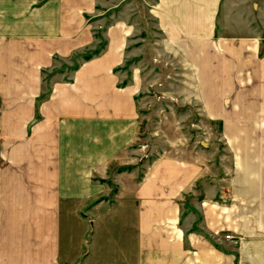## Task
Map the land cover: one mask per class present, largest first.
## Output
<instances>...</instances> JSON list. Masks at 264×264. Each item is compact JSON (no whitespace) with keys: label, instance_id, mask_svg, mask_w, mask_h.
<instances>
[{"label":"crops","instance_id":"crops-1","mask_svg":"<svg viewBox=\"0 0 264 264\" xmlns=\"http://www.w3.org/2000/svg\"><path fill=\"white\" fill-rule=\"evenodd\" d=\"M106 5L0 0V264H264V2L251 24L245 0H156L155 56L222 132L146 165L130 148L151 85L123 73L135 28L99 24Z\"/></svg>","mask_w":264,"mask_h":264},{"label":"rangeland","instance_id":"rangeland-1","mask_svg":"<svg viewBox=\"0 0 264 264\" xmlns=\"http://www.w3.org/2000/svg\"><path fill=\"white\" fill-rule=\"evenodd\" d=\"M107 4L101 12V21L99 24L108 25L111 21L126 19L134 26L132 43H128L129 49L134 52V57H128L123 68L126 78L131 75V69H140V74L147 76L151 87L145 94H139L136 100L143 102V106L139 109L140 130L138 140L132 145L130 151L136 152L133 161L138 165H146L150 160L168 151L173 142L177 143L180 148H187L195 146L201 147L200 142H206L210 138V134L222 132L220 124H206L204 122V113L200 109L198 103L193 101L189 103L186 85L183 83L188 78L176 73L172 75V62L168 59L166 61L158 59L155 56L154 48L155 40L158 38L156 30L155 18L151 12L152 6L156 0H116V9L109 10L108 2L110 0H102ZM248 2L245 11V17L251 24L256 22L257 14L252 8V4L264 2V0H245ZM240 3L241 0H238ZM241 8V7H240ZM227 16L237 19V10L239 8L230 7ZM114 10L115 16L114 15ZM110 12H112L110 14ZM224 10L220 12V19L224 18ZM264 14H262L263 19ZM98 18H90V22L96 24ZM262 33L264 30L262 29ZM100 36V29L94 34ZM96 37V38H97ZM96 39V43L92 49H85L84 51L74 55L69 62L62 63L56 66L51 72L46 73L44 80L46 87L48 86L49 77L53 74L59 75L61 71H65L66 75L70 74L72 66L82 60L83 55H91L95 49H98L103 41ZM129 50V51H130ZM137 54V55H136ZM92 56V55H91ZM131 67V69H130ZM178 70V67L176 68ZM180 70V69H179ZM56 72V73H55ZM55 79H59V76ZM166 85L156 90L154 87L159 82ZM171 83V85H170ZM164 93L165 97L161 96ZM163 120L164 124H160ZM168 122V123H166ZM213 142V141H212ZM217 143V141L213 142ZM224 146L220 143L219 152ZM170 150V149H169ZM120 170L126 167L119 168Z\"/></svg>","mask_w":264,"mask_h":264},{"label":"trees","instance_id":"trees-1","mask_svg":"<svg viewBox=\"0 0 264 264\" xmlns=\"http://www.w3.org/2000/svg\"><path fill=\"white\" fill-rule=\"evenodd\" d=\"M97 37V36H96ZM100 36H98L97 38H99ZM100 39V38H99ZM103 41V39H100V43ZM103 46H104V41H103V43L101 44V46L98 48V49H95L94 51H93V53L91 54V55H96V54H98L99 52H100V50L103 48ZM91 55H83V57H82V59L83 60H88L90 57H91ZM77 66H78V64L76 63V64H74L73 66H72V69H76L77 68Z\"/></svg>","mask_w":264,"mask_h":264},{"label":"built area","instance_id":"built-area-1","mask_svg":"<svg viewBox=\"0 0 264 264\" xmlns=\"http://www.w3.org/2000/svg\"><path fill=\"white\" fill-rule=\"evenodd\" d=\"M225 239H231V236L230 235H226L224 236Z\"/></svg>","mask_w":264,"mask_h":264}]
</instances>
